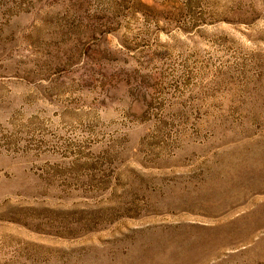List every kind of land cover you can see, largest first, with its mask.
I'll use <instances>...</instances> for the list:
<instances>
[{
	"label": "rangeland",
	"instance_id": "1",
	"mask_svg": "<svg viewBox=\"0 0 264 264\" xmlns=\"http://www.w3.org/2000/svg\"><path fill=\"white\" fill-rule=\"evenodd\" d=\"M0 264H264V0H0Z\"/></svg>",
	"mask_w": 264,
	"mask_h": 264
}]
</instances>
